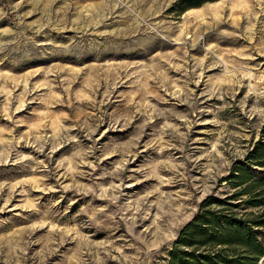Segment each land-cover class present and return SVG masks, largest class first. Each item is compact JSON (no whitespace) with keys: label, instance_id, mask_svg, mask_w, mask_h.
<instances>
[{"label":"rangeland","instance_id":"374dc122","mask_svg":"<svg viewBox=\"0 0 264 264\" xmlns=\"http://www.w3.org/2000/svg\"><path fill=\"white\" fill-rule=\"evenodd\" d=\"M261 141L264 0H0V264H169Z\"/></svg>","mask_w":264,"mask_h":264},{"label":"trees","instance_id":"16d2710c","mask_svg":"<svg viewBox=\"0 0 264 264\" xmlns=\"http://www.w3.org/2000/svg\"><path fill=\"white\" fill-rule=\"evenodd\" d=\"M248 159L255 166L264 167V141L256 145ZM255 166L238 163L221 181L230 182L236 191L225 197L209 195L201 202L175 241L169 264H258L261 261L264 173L257 175Z\"/></svg>","mask_w":264,"mask_h":264},{"label":"water","instance_id":"95a60500","mask_svg":"<svg viewBox=\"0 0 264 264\" xmlns=\"http://www.w3.org/2000/svg\"><path fill=\"white\" fill-rule=\"evenodd\" d=\"M263 259H264V257L262 258V260H263ZM262 260H261V261H262Z\"/></svg>","mask_w":264,"mask_h":264}]
</instances>
